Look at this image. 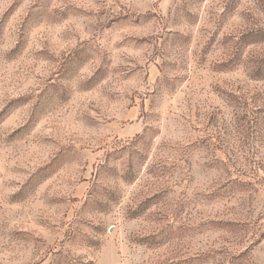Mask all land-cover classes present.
Segmentation results:
<instances>
[{
  "label": "rangeland",
  "instance_id": "1",
  "mask_svg": "<svg viewBox=\"0 0 264 264\" xmlns=\"http://www.w3.org/2000/svg\"><path fill=\"white\" fill-rule=\"evenodd\" d=\"M0 264H264V0H0Z\"/></svg>",
  "mask_w": 264,
  "mask_h": 264
}]
</instances>
